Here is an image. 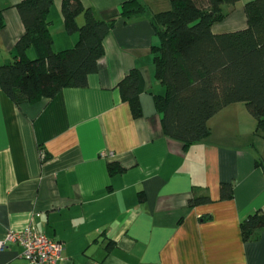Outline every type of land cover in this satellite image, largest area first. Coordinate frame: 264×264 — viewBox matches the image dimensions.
Returning <instances> with one entry per match:
<instances>
[{
	"label": "crops",
	"instance_id": "1",
	"mask_svg": "<svg viewBox=\"0 0 264 264\" xmlns=\"http://www.w3.org/2000/svg\"><path fill=\"white\" fill-rule=\"evenodd\" d=\"M21 1L0 0V66L14 61L24 34ZM63 1L51 0L47 14L53 52L78 39L65 30ZM125 1L79 0L97 20H115L86 88L19 106L0 90V242L31 226L63 243L57 264H264V229L244 242L239 227L264 215V139L255 120L232 104L209 121L202 141L184 146L164 136L153 100L164 93L151 53L159 41L147 16L118 17ZM249 1L223 9L212 32L244 29ZM137 2L152 14L171 7ZM26 55L33 59V50ZM134 70L142 81L137 118L118 87ZM109 164L121 171L110 175ZM221 183L232 184L230 199L219 200ZM201 196L211 203L189 207ZM21 252L6 244L0 264H26Z\"/></svg>",
	"mask_w": 264,
	"mask_h": 264
},
{
	"label": "trees",
	"instance_id": "2",
	"mask_svg": "<svg viewBox=\"0 0 264 264\" xmlns=\"http://www.w3.org/2000/svg\"><path fill=\"white\" fill-rule=\"evenodd\" d=\"M238 1L169 0L170 9L156 14L137 0H127L120 7L118 17L145 15L153 27L159 41L151 48L154 75L164 89L163 95L153 97L155 109L163 135L184 146L207 138L209 121L232 104L244 105L255 120V133L264 139V0H250L243 6L244 29L212 32L226 16L223 9ZM50 6L51 0H22L17 5L24 34L15 45L14 61L0 66V90L17 106L50 100L66 88H86L103 57V38L114 25V19L97 20L79 0H65L61 6L65 30L78 39L72 48L53 52L47 20ZM80 15L83 24L78 26ZM27 49L33 50V59L27 57ZM118 87L133 118L139 117V73L131 71ZM120 171L118 165L109 164L110 175ZM232 196V184L221 183L219 200ZM209 203L208 196H201L191 199L189 207ZM239 227L242 240L248 242L264 229V215H249Z\"/></svg>",
	"mask_w": 264,
	"mask_h": 264
},
{
	"label": "built area",
	"instance_id": "3",
	"mask_svg": "<svg viewBox=\"0 0 264 264\" xmlns=\"http://www.w3.org/2000/svg\"><path fill=\"white\" fill-rule=\"evenodd\" d=\"M40 158L42 161L45 159L43 153H40ZM8 243L16 244L21 248L20 258L26 264H57L64 250L62 242L47 238L31 226L18 232H8L0 242V250H3Z\"/></svg>",
	"mask_w": 264,
	"mask_h": 264
},
{
	"label": "rangeland",
	"instance_id": "4",
	"mask_svg": "<svg viewBox=\"0 0 264 264\" xmlns=\"http://www.w3.org/2000/svg\"><path fill=\"white\" fill-rule=\"evenodd\" d=\"M166 11V10H165ZM168 11V10H167Z\"/></svg>",
	"mask_w": 264,
	"mask_h": 264
}]
</instances>
